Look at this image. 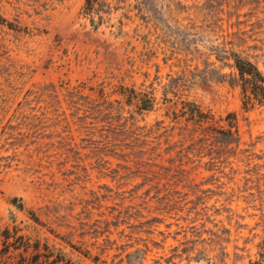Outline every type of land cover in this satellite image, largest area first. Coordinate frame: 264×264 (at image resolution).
<instances>
[{
  "label": "rangeland",
  "instance_id": "374dc122",
  "mask_svg": "<svg viewBox=\"0 0 264 264\" xmlns=\"http://www.w3.org/2000/svg\"><path fill=\"white\" fill-rule=\"evenodd\" d=\"M218 50L264 74V0H0V264H264V106Z\"/></svg>",
  "mask_w": 264,
  "mask_h": 264
},
{
  "label": "trees",
  "instance_id": "16d2710c",
  "mask_svg": "<svg viewBox=\"0 0 264 264\" xmlns=\"http://www.w3.org/2000/svg\"><path fill=\"white\" fill-rule=\"evenodd\" d=\"M91 0H87L89 5ZM220 52V50H218ZM231 59L234 62V67L237 71L238 86L241 90L242 104L244 109H249L254 106H264V74L250 60L244 59L235 52L223 50L218 54L217 59ZM191 114L198 113L196 105H192ZM151 106L144 108L149 110ZM217 134L232 139L236 135L232 130H218ZM34 256L32 264H75L70 259H66L62 253L54 256L52 252L41 254L39 249ZM49 251V250H48ZM44 258L41 261V258Z\"/></svg>",
  "mask_w": 264,
  "mask_h": 264
}]
</instances>
